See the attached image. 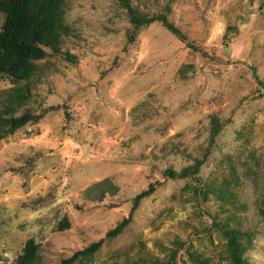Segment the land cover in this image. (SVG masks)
<instances>
[{"label":"rangeland","instance_id":"1","mask_svg":"<svg viewBox=\"0 0 264 264\" xmlns=\"http://www.w3.org/2000/svg\"><path fill=\"white\" fill-rule=\"evenodd\" d=\"M130 2L186 39L158 21L133 29L116 0H67L61 50L73 62H38L16 109L38 118L0 139V264L29 239L37 264H61L102 238L71 264H229L220 226L245 232L244 256L264 264V89L252 69L264 82V3ZM12 86L0 78V91ZM197 159L195 176L164 173Z\"/></svg>","mask_w":264,"mask_h":264},{"label":"trees","instance_id":"2","mask_svg":"<svg viewBox=\"0 0 264 264\" xmlns=\"http://www.w3.org/2000/svg\"><path fill=\"white\" fill-rule=\"evenodd\" d=\"M126 11L132 28L158 21L169 32L180 39L186 36L180 29L171 22L165 13L148 14L140 12L131 5L130 0H116ZM67 0H0V13L3 20L0 24V78L8 79L13 83L9 89L0 91V99L3 107L0 109V139L12 134L19 127L36 120L38 115L30 110L16 115V109L23 105L24 101H29L32 97L33 82L39 78V64L48 55L63 54L66 59L69 53H63L61 48L64 35L68 33V24L65 22V4ZM264 0L260 6H262ZM253 69V77L264 89V82L258 77ZM52 108V107H50ZM211 136L214 137L219 130L218 118H211ZM202 160L177 173L172 169H167L164 173L168 176H195L199 170ZM154 190L150 186L147 190L139 192L135 196V205L143 197H146ZM206 197L207 192H202ZM263 211V210H262ZM128 217L124 222L109 230L106 238L114 237L121 232ZM224 235L226 256L229 264H250L244 256L246 246L242 242L245 232L237 227H222ZM103 238L88 246L76 250L71 256L65 258L61 264H71L80 256L90 255L95 252L103 243ZM37 244L29 239L25 242L23 251L18 255L14 264H37L36 261ZM196 256L195 262L199 264H210L207 259L201 260ZM194 259V256H192ZM130 264H140L131 262Z\"/></svg>","mask_w":264,"mask_h":264}]
</instances>
